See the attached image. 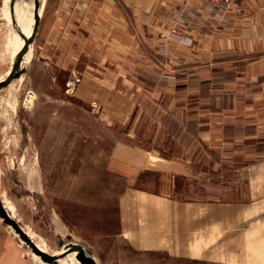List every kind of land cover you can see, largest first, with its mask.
<instances>
[{"label":"rangeland","instance_id":"rangeland-1","mask_svg":"<svg viewBox=\"0 0 264 264\" xmlns=\"http://www.w3.org/2000/svg\"><path fill=\"white\" fill-rule=\"evenodd\" d=\"M202 2L223 13L243 11L239 0ZM35 43L36 37L31 53L39 52ZM110 52L94 44L91 55L79 58L78 73L72 76L69 61L60 66L50 61L55 79L46 78L44 94L36 92L32 77L0 91V197L6 210L50 254L59 250L62 238L85 246L99 264H245V254L230 251L227 224L207 220L198 230L182 223L183 201L228 196V189L219 186L226 183L229 170L215 171L208 152L190 156L194 171L188 177L171 176L164 162L181 160L183 128H197L175 121L166 125L165 118L181 115L177 109L184 102L198 105L199 96L188 95L189 90L199 89L212 108L215 93L229 79L217 70L231 62L208 63L202 76L189 64L155 61L158 69L171 65L175 70L178 101L166 113L164 103H150L149 92L148 97L137 94L131 103L119 89L124 81ZM245 56L232 62L234 72H242L264 52ZM35 69V75H42L41 66ZM142 80L147 91L156 84L155 78ZM188 116L197 117L198 111ZM139 197L147 199L136 201L143 215L149 218L147 206L157 209V231L149 245L143 244L146 237L137 238L140 245L123 236V202Z\"/></svg>","mask_w":264,"mask_h":264},{"label":"crops","instance_id":"crops-1","mask_svg":"<svg viewBox=\"0 0 264 264\" xmlns=\"http://www.w3.org/2000/svg\"><path fill=\"white\" fill-rule=\"evenodd\" d=\"M22 1L34 0H16L14 10L11 0H0V81L10 74L16 47L26 36L16 12L17 8L21 13L18 3ZM239 1L241 13L235 8L223 13L202 0H39L38 9L35 2L33 6L34 23L36 10L39 17V52H32L28 60L25 56L23 75L0 91L32 77L36 92L44 94L46 78L55 79L52 73L56 68L52 69L50 61L57 66L69 61L70 75H76L79 58L91 55L96 44L106 48L109 55L110 50L114 52L112 59L117 61V73L124 81L119 89L124 95L128 93L131 103L137 94L146 96L149 92L153 94L150 103L156 107L164 103L167 113L168 109L174 111L178 101L175 70L171 65L166 70L158 69L155 61L189 64L191 71L202 76H206L208 63L231 62L224 70H217V75L227 73L229 79L215 93L219 95L214 96L212 108H207L211 101L200 97L199 89L189 90L188 95L199 96L198 105L184 102L177 109L181 115L165 118L166 125L175 121L181 126H197L193 132L183 128L182 158H165V171L171 176H191L194 165L190 156L199 158L207 152L214 158L215 171L224 173L228 169L229 178L219 186L228 189V196L183 201L182 223L187 229L193 225L198 230L207 220L227 224L230 251L245 254V264H264V57L253 59L242 72H234L232 63L243 61L246 54L264 52V0ZM39 66L42 75L40 71L35 75ZM144 77L155 78L151 91L143 87ZM192 110L198 111L197 117L188 116ZM146 200L139 197L132 203L123 202V236H132V242L140 245L137 238L141 236L146 237L143 244L152 243L158 225L154 206L144 209L149 218L136 207V201L140 204ZM33 253L0 218V264H45Z\"/></svg>","mask_w":264,"mask_h":264},{"label":"water","instance_id":"water-1","mask_svg":"<svg viewBox=\"0 0 264 264\" xmlns=\"http://www.w3.org/2000/svg\"><path fill=\"white\" fill-rule=\"evenodd\" d=\"M16 0H11V6L14 10ZM36 9H38L39 0H35ZM35 27L32 30V33L28 36L24 37V43L18 47L17 54L15 57L13 68L10 74L6 79L0 81V88L8 86L14 80L20 78L25 72V56L29 52L32 42L34 41L37 29H38V11L35 13ZM0 218L9 225L14 232L19 236V238L29 247L37 256L41 258L43 262L46 264H61L60 259L65 258L67 255L71 253H75V258L81 264H99L95 258L93 257L90 250H88L85 246L76 244L74 242H65L64 239L59 240V250L53 254H50L43 249H41L32 239L31 237L23 230L21 225L7 212L5 206L0 197Z\"/></svg>","mask_w":264,"mask_h":264},{"label":"bare ground","instance_id":"bare-ground-1","mask_svg":"<svg viewBox=\"0 0 264 264\" xmlns=\"http://www.w3.org/2000/svg\"><path fill=\"white\" fill-rule=\"evenodd\" d=\"M34 1H31L30 3H25V2H19L18 5H19V8L21 10V13L17 10L16 8V12H17V15H18V19L20 20L22 26H23V29H24V32H25V35L28 36L32 33V30H33V24H34V9H33V6L35 8V5H34ZM8 10V9H7ZM23 15V16H22ZM18 21V20H17ZM18 23V22H17ZM21 26V25H20ZM22 29V28H21ZM18 34V33H17ZM22 39V38H21ZM20 39V40H21ZM20 42V41H19ZM21 44H19L17 47H16V51L18 49L19 46H21L23 43H24V40H21L20 42ZM17 44V43H15ZM16 46V45H15ZM31 57V52L29 51L27 54H26V59H30ZM34 254V253H33ZM35 255V254H34ZM38 259L41 260V258L37 255H35ZM69 260V261H68ZM60 262L61 264H81L76 258H75V253H71L69 255H67L65 258L63 259H60ZM71 262V263H70ZM45 263V262H44ZM46 264V263H45Z\"/></svg>","mask_w":264,"mask_h":264},{"label":"built area","instance_id":"built-area-1","mask_svg":"<svg viewBox=\"0 0 264 264\" xmlns=\"http://www.w3.org/2000/svg\"><path fill=\"white\" fill-rule=\"evenodd\" d=\"M227 1H229V2H230V0H227Z\"/></svg>","mask_w":264,"mask_h":264}]
</instances>
